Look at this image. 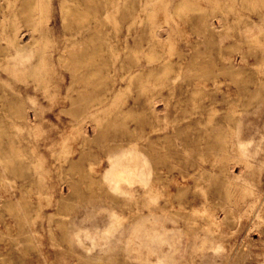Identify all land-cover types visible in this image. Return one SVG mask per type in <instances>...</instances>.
Wrapping results in <instances>:
<instances>
[{"label": "rangeland", "instance_id": "374dc122", "mask_svg": "<svg viewBox=\"0 0 264 264\" xmlns=\"http://www.w3.org/2000/svg\"><path fill=\"white\" fill-rule=\"evenodd\" d=\"M263 106L264 0H0V264H132L198 184L264 201ZM240 220L227 264H264V204Z\"/></svg>", "mask_w": 264, "mask_h": 264}, {"label": "bare ground", "instance_id": "6f19581e", "mask_svg": "<svg viewBox=\"0 0 264 264\" xmlns=\"http://www.w3.org/2000/svg\"><path fill=\"white\" fill-rule=\"evenodd\" d=\"M249 166L251 164H241L242 169H247ZM196 187L201 188L203 192L201 196L180 194L175 198L160 199L156 205H152V209H149L143 225L134 223L133 230L130 228L132 233L129 239L132 264H205L204 260L207 258L212 259V264H227L229 252L222 239L226 236L223 230L224 224L227 225L232 216L238 220L237 226L242 227L243 222L240 220L242 215L262 206L264 201L253 194L234 195L229 185L226 186L225 193L218 189L211 196L206 194L200 184ZM212 203L221 205L225 210L224 218L221 217L220 212H210L208 208ZM198 205L203 206L201 215L196 209ZM231 210L239 212V216ZM163 212H175L176 215L181 216L177 222L174 220L179 224L173 229L166 227L162 222L166 217H158V213ZM203 220H206L204 226H202Z\"/></svg>", "mask_w": 264, "mask_h": 264}]
</instances>
